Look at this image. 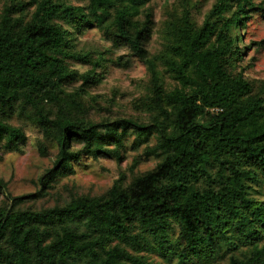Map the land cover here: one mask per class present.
Instances as JSON below:
<instances>
[{
	"label": "trees",
	"instance_id": "1",
	"mask_svg": "<svg viewBox=\"0 0 264 264\" xmlns=\"http://www.w3.org/2000/svg\"><path fill=\"white\" fill-rule=\"evenodd\" d=\"M6 0L0 8V150L25 144L12 117L56 146L38 188L11 195L0 179V264H264V80L246 78L240 29L264 0H213L197 22L186 1L165 13L148 53L151 0ZM96 29L108 48L77 47ZM264 39L257 43H263ZM124 48L123 55L109 56ZM146 69L135 115L93 120L85 97L109 66ZM73 64L82 65L79 71ZM143 145L154 165L120 172L98 195L22 207L88 156L119 163Z\"/></svg>",
	"mask_w": 264,
	"mask_h": 264
},
{
	"label": "rangeland",
	"instance_id": "2",
	"mask_svg": "<svg viewBox=\"0 0 264 264\" xmlns=\"http://www.w3.org/2000/svg\"><path fill=\"white\" fill-rule=\"evenodd\" d=\"M6 0H0V8ZM72 4H80L79 0H66ZM182 1V0H180ZM192 7V16L199 22L213 0H183ZM260 1V0H255ZM178 0H151L145 6L152 13V34L147 42L148 53H154L160 46L159 30L165 13L174 8ZM240 42L242 56L239 64L243 66V74L253 83L264 80V20L255 13L245 21L240 29ZM108 48L98 30L90 29L77 38V47ZM127 51L119 48L110 52L115 57L122 54L126 57ZM128 66H109L99 84L88 89L85 97L98 104L95 111H91L93 120L112 119L120 115L131 116L137 113L133 101L144 93L147 77L145 66L134 57H128ZM77 70H83L82 65L73 64ZM11 122L22 127L26 136L25 144L16 151L0 150V179L6 183V190L11 195H23L38 188L37 177L51 166L55 157L56 146L48 143L45 154H40L37 142L41 140L38 129L29 122L12 117ZM143 145L137 148H125L123 159L116 163L108 157L92 159L84 156L73 163V173L58 177L52 188L47 189L45 195L34 200L26 199L22 207L41 208L53 204L66 202L74 195H98L102 193L120 173L124 172L126 179L132 174H139L150 169L156 159L142 155ZM3 196H0V204ZM154 264H175L174 258L163 259L156 254H147ZM226 258H215L211 262L188 261L185 264H225Z\"/></svg>",
	"mask_w": 264,
	"mask_h": 264
}]
</instances>
